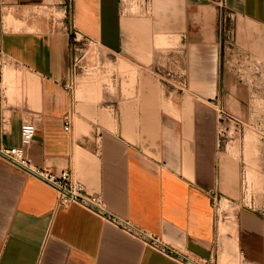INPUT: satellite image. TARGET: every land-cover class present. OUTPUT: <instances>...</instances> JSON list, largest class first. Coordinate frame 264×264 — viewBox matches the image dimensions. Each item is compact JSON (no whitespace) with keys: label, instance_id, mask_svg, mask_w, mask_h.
<instances>
[{"label":"crops","instance_id":"0c3cea01","mask_svg":"<svg viewBox=\"0 0 264 264\" xmlns=\"http://www.w3.org/2000/svg\"><path fill=\"white\" fill-rule=\"evenodd\" d=\"M226 1L236 38L240 30L250 53L264 57V0ZM66 2L0 0L2 141L19 145L32 122L33 161L69 169L113 213L193 257L264 264V213L242 207L220 223L214 203L233 197L236 183L219 109L244 100L222 70L217 2L138 1L135 13L128 0H74L76 28L102 63L77 72L74 94L64 87L71 36L53 20ZM164 67L186 73L189 89L165 83ZM0 264L180 263L77 203L60 206L53 186L0 159Z\"/></svg>","mask_w":264,"mask_h":264},{"label":"built area","instance_id":"2783aa9c","mask_svg":"<svg viewBox=\"0 0 264 264\" xmlns=\"http://www.w3.org/2000/svg\"><path fill=\"white\" fill-rule=\"evenodd\" d=\"M125 4L126 0H121ZM145 1L149 0H139ZM219 6V31H220V44H234L236 41V29H235V14L229 8L226 0H214ZM67 7L64 15H53L54 21L58 22L63 20V29L71 36L69 49L71 52V62L69 65L68 75L64 87L67 91L74 94L76 79L75 76L79 70L87 69V65L84 62L86 56L87 47H89L92 41L84 36L75 25L74 18V0H67ZM146 6V4H145ZM255 68L258 71L264 72V62L256 63ZM162 80L181 92L189 89V80L186 73L174 69L164 67L162 70H158ZM4 77L3 64L0 62V100L5 98V92L2 87ZM220 114L226 113L223 108L219 109ZM221 118H224L220 115ZM72 124V113L68 112L65 116V128L70 129ZM37 128L32 122H24L21 128V143L19 145H8L0 138V159L14 166L15 168L36 176L47 184L53 186L58 192V204L66 207L73 203H77L91 212L99 215L103 219L114 223L121 227L129 234L141 239L145 245L157 250L173 259L177 260L180 264H216L211 258L193 257L187 253L178 250L176 247L170 245L163 238L157 234H154L138 225L131 220L121 217L107 207L102 195L100 193H94L87 190L85 185L74 179L72 172L69 169H63L61 171L53 170L46 166L37 165L28 153V147L33 142L36 135ZM261 142L263 146L262 151V170L264 174V122L260 126ZM245 180L243 185L245 187ZM219 196L215 195L214 203L217 206ZM249 208L257 210L253 205H248ZM264 213V210H262Z\"/></svg>","mask_w":264,"mask_h":264},{"label":"rangeland","instance_id":"374dc122","mask_svg":"<svg viewBox=\"0 0 264 264\" xmlns=\"http://www.w3.org/2000/svg\"><path fill=\"white\" fill-rule=\"evenodd\" d=\"M138 1L139 0H128L131 10L135 13L141 10H137L135 7ZM5 11H8V9ZM36 12L37 15H40L42 18L49 17L50 15V11L44 9L36 10ZM55 15L59 16L61 13L55 11ZM247 43L248 39L245 35L242 36L239 30L234 44L230 45L223 43L221 46L222 70L226 71V76L231 80L232 85L237 84L239 87L243 88L244 100L242 104H240L239 109H235L233 112L225 110L226 113L220 114L224 117L221 118L219 125L220 141L222 146L233 156L236 174L235 189L231 192L233 197L228 198L219 195L217 217L220 223L226 220H232L236 217L237 211L240 208L248 207V205H253V207L261 211L264 210V184L259 188L257 185L253 184V180L250 178L247 159L249 146L247 144V138H245L247 137L246 135L249 129H251L249 130L250 132L253 131L251 134L254 132V134H256V137L253 136L254 134L252 135L253 139L255 138L253 142L255 146L253 145V148L256 147L254 153L259 157L261 166V169L258 171L261 175H258L262 178L264 183V174L262 170L263 146L260 132V126L264 122V72L258 71L255 68L256 63L264 62V57L254 53L251 54L248 50ZM237 45L240 46L239 49ZM165 49H167V47ZM244 49L248 51L246 52ZM227 53H229L228 56ZM84 62L87 65V69L85 70H96L100 72L102 63L94 45L87 47L86 59ZM110 84H112L111 80ZM243 180H245L246 183L245 187L243 185Z\"/></svg>","mask_w":264,"mask_h":264},{"label":"bare ground","instance_id":"6f19581e","mask_svg":"<svg viewBox=\"0 0 264 264\" xmlns=\"http://www.w3.org/2000/svg\"><path fill=\"white\" fill-rule=\"evenodd\" d=\"M230 130V129H229ZM233 130V129H232ZM249 130H251V129H249ZM248 130V131H249ZM247 131V137H245V138H247L246 140L248 141V146H249V151H248V165H249V171H250V178L252 179V178H254V177H259V175L258 174H260V173H258V171L261 169V166H260V163H259V157L258 156H256V153H254V149L256 148H253V142H254V139H253V137H252V135L255 133H253V134H251L252 132H248ZM256 134H254L253 136H255ZM256 137V136H255ZM257 139V138H256ZM255 146V145H254ZM247 148V147H246ZM257 150V149H256ZM260 151V150H259ZM260 153V152H259ZM258 153V154H259ZM261 175V174H260ZM260 179V178H259ZM250 183V182H249ZM253 183H255L254 181H253ZM264 183H263V181H262V179L261 180H259V181H257V186L260 188V186H262ZM252 185V184H251ZM255 185V184H254ZM253 185V186H254ZM256 186V187H257Z\"/></svg>","mask_w":264,"mask_h":264}]
</instances>
